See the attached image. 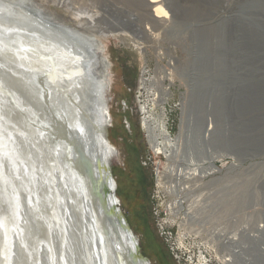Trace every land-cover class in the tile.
I'll list each match as a JSON object with an SVG mask.
<instances>
[{"label":"rangeland","instance_id":"374dc122","mask_svg":"<svg viewBox=\"0 0 264 264\" xmlns=\"http://www.w3.org/2000/svg\"><path fill=\"white\" fill-rule=\"evenodd\" d=\"M77 1L83 10L90 7L89 5H95L93 6L95 12L99 10L101 2V0H45L43 3L48 9L61 15L72 10ZM178 1L183 3L185 0ZM219 1L222 5L218 2L213 6V11H219L218 15L211 19L213 28L217 31V34L211 35L216 38L215 45L211 48L219 59L216 64H209L202 56L208 46L204 41L207 37L198 31L201 27L178 17L166 18L167 22L154 31L153 37L148 34L145 36L140 30L141 25H136L134 31L128 32H109L107 29L103 31L106 38L103 41L105 46L102 45L105 48L101 50V54L106 67L105 72L110 79L107 93L111 117L108 138L117 153L112 158L113 175L121 186L117 194L126 214L131 213L135 202L138 203L140 199L145 205L144 219L150 221L156 232L158 224L171 226L165 214L170 201L169 195L165 191L164 193L160 186L157 187L155 177L167 170L170 163L164 156L152 152L145 136L146 131L142 129L144 115L142 113L141 118L140 104L148 102L146 89L142 88V78L150 80L158 74L163 78L164 87L169 92L168 99L164 108L156 106L153 115L157 117L161 113L164 114L161 115L162 119L167 125L169 120L173 134L179 130L182 101L185 97L191 100L190 107L196 108H191L194 118L191 117L189 121L192 127H196L203 119L199 98L203 95L204 100H209L211 94L209 108L215 113L214 119L220 125V128L218 127L220 133L215 131V136H219L216 138L220 139L215 150L218 152L217 157L219 156L216 161L219 160L218 165L223 171L220 169L219 173L209 176H263L257 179L256 185L257 189L264 188V129L259 127L260 122L257 124L248 121L250 112L258 104L257 100L260 99L264 104V82H233L235 74L247 77L256 70L264 73V36H260L264 34V0ZM120 5L124 3L120 2ZM103 11L99 10L96 14H102L101 16L105 18L106 13ZM81 13L85 15L82 10ZM63 20L73 26L72 22L66 21L68 19ZM141 23L144 29L151 26L148 18H143ZM257 33L259 35L255 36ZM136 43L145 44V47L141 49ZM163 68H171V74L165 76L161 72ZM140 92L143 94L139 96ZM262 113L264 114V111ZM167 129L169 132V126ZM182 144L185 142L181 141L179 145L180 153ZM182 148L186 152L185 146ZM209 153L210 151L207 155ZM220 153L221 155H218ZM197 159H183L177 161V164L191 171L192 174L189 176H202L200 170L202 162ZM233 160L239 165L234 170L229 168ZM167 211L169 213V210ZM147 231L145 228V232ZM135 232L142 241L143 230L137 228ZM149 245L148 248H154L153 243ZM165 252L167 255L165 263L169 264L167 262L171 259L167 258L170 252L169 250ZM143 255L150 259L152 264H156L153 250H146Z\"/></svg>","mask_w":264,"mask_h":264},{"label":"bare ground","instance_id":"6f19581e","mask_svg":"<svg viewBox=\"0 0 264 264\" xmlns=\"http://www.w3.org/2000/svg\"><path fill=\"white\" fill-rule=\"evenodd\" d=\"M44 1L36 2V0H0V34L4 35V33L9 29L28 31L38 30L39 24L35 22L36 18L28 13L25 5L30 6L35 12L42 13L41 16L44 20L57 23L65 28L71 29L76 34H78L82 41L86 42V44L89 46V51L95 55L96 59H94V62L91 66V71L95 76H97L96 89H94L96 94L99 96L104 92V101L101 104H104V107L102 108L103 112L105 113L104 118L106 120L109 119V122L111 121V117L108 110L107 93L109 90L110 79L105 72L106 67L104 64L103 55L101 54V50L105 48L102 47V45L105 46L103 41H105L106 38V36L103 34V31L107 29L110 30L109 32H128L129 30L134 31L133 29L136 25H141L140 30L143 31L145 36L148 34V36L153 37L155 34L154 31L167 22L166 18L178 17L182 20H187L189 23H195L201 27L198 30L199 33L204 34V36L207 37V39L203 38L204 41L207 42L206 44L208 46L204 50L209 51L215 45L216 40V38L211 35L217 34L216 29L213 28V21L211 19L217 16L219 12L213 11V6L218 2L221 4L219 0H185L183 3L178 0H120L119 2L112 0H101L99 3V10H104L106 15L105 18H103L104 16L102 17V14H99L101 16L100 19L99 15L96 14L97 11L99 12V10H96V12L94 10L95 8L93 6L95 5H89L90 7L83 10L78 6L79 2L77 1L75 2V7L73 5L74 8H71L72 10L67 12L68 15L66 13L59 15L48 9V7L44 5ZM120 2L124 3V5H120ZM128 6L133 8H129ZM64 7L66 8V6ZM81 10L84 11L85 15L81 13ZM111 17L114 19H109ZM64 18L68 19L66 21L72 22L73 26L66 23L65 20H63ZM143 18H148L151 26H147L144 29L141 23ZM148 27L150 29H147L149 30L147 32L146 28ZM139 32L140 31H138V33ZM39 36L46 37L49 41H53L59 46L62 44V41L56 37L50 35L44 36V34H40ZM64 52L66 51H62V54L66 55L67 53ZM71 54H67L66 57L71 56L75 59H80L83 57L85 58L84 60H86V55L81 57L82 53H79L80 57H78V52L76 53V51L74 52L75 57ZM0 59V62H5V60H7V58L2 57H0ZM174 59L176 58L174 57ZM9 65L13 69L12 74L17 75L13 77L15 79H22L23 81L20 83H9L13 88L12 94L16 98H19L20 102L24 103L26 117L31 120L35 127V131L32 133V135H34L33 137L35 139L37 138L41 140V142H45L41 143L39 141V143H32V140L29 136V132H32V130H27V126H22V122L20 121L23 118L22 114L18 113V111L11 113L14 110L13 109L8 114L10 116L6 117H8L7 119L11 117L10 122L17 127L15 132L11 133L12 139H10L13 146L12 148H14L17 155L14 156V159L18 160L19 158L24 162V164H26V166H24L25 175L29 173L30 166L33 165V167H37V165H45L46 169L44 171L47 172L48 175L46 176L48 178L49 173L53 172L54 170L52 165L48 163L49 160H52L50 152L54 153V156L57 155L58 157L60 151H62L61 147L63 144L61 141H64V138H62L61 132L67 129L68 132L74 130L78 134L81 128L84 131V128H87L84 127L86 124V119H88L86 111V96L87 94L92 93L91 88L93 87L91 86L90 82L88 83L86 77H80L79 75L75 76V78H72L69 81H65L66 85H61L63 88L62 90L61 87L58 89L56 86L48 83V79H41L38 81V83L41 85L43 84V86H45V90L40 94V92L37 90V81L31 77V72L29 70L22 68L23 65L15 59H12V63L9 62ZM2 71L1 73L4 75L5 71ZM161 72L165 74V76H168L171 74L172 69L163 68ZM35 75L39 76V71H36V73H34L32 76ZM4 78L6 80L8 79L6 75ZM141 84L143 86L142 88L146 89L145 91L148 95V102L145 104H140L141 111L144 115V129L147 133L154 153L164 156L165 160L170 163L167 170L160 173V183H162L163 189L168 195L173 192L174 189L172 188V185L174 183L175 191L178 190V186L181 189L180 192L183 195H188L189 192L186 191V182H183V184L180 185L177 183L179 182V179H183L182 176H189L192 174V172L186 167L183 168L184 166L182 165L181 167L180 164H177V161L180 162V160L183 159L188 160L189 158L191 160L198 158L197 161L202 162V167L200 168L202 176L215 175L216 173L220 172L216 165V160L219 156L217 157L216 153L218 152L215 151L217 149L216 145H219L218 143L220 140L216 138L219 136H215V131L220 133L218 130L220 125L214 119L215 113L209 108L211 94L209 96V100H204L203 95H201L199 98L198 102L201 101L203 119L202 122H200V124L196 127H192L193 125L189 124L191 117L192 119L194 118V114L191 111V108L193 107H190V99L185 97V99L182 101V114L179 134L173 137L168 132V125L162 119L164 114L161 113L162 116L160 115L157 117H154L153 115L155 114L156 106H161L164 108L166 100L168 99L167 96L169 92L167 91V88L164 87L163 78L159 76V74L155 75L150 80L147 78H142ZM45 104H47V106ZM212 108H214V106ZM99 119L100 117L96 116L95 121L93 122L96 124L98 123ZM18 122L20 124H18ZM97 125H95V129L98 128ZM181 141L185 142V144H182L181 146H185L186 152L182 147H180V149H182V153L179 151V145L181 144ZM55 147L58 149L56 150ZM209 151L210 153L207 155ZM218 155H221V153ZM16 161L14 160V162ZM57 161L60 162V160ZM59 166L54 167L58 170ZM6 169L8 174L7 176L9 178L5 179L3 177L4 179L0 180V209L2 206H5L2 197H4V192H6L10 186L16 190H18V186L20 189H22V181L19 178L17 179L15 177L16 175H13V179L12 175H10L11 169L8 167ZM44 171L43 173H40L41 171L38 172L37 176H40L39 181L41 179V174L44 177ZM36 173L37 172H35V174ZM172 177L173 180L171 179ZM24 178H26V176H24ZM45 183L46 186H48L47 182ZM35 187V204L37 205V208H31L30 211L26 209V201L22 196L21 198H18L15 195V197L10 202L11 205H14L15 210L13 211L16 218L13 222L15 224L16 221L19 223V232L18 234L14 235L15 237L13 239L17 256L14 261L17 262L18 260L22 261L25 259V264H36L37 261H40V264H48V257L42 256L40 260H37L36 250L39 243L40 245H43L42 241H37L38 239L39 241L42 240V238H40L42 231L44 233L46 227H49V225H47L46 218L48 217L49 213L52 212L50 211L52 204L49 198V193L51 192L48 193L45 186L43 185V182L40 184L39 182L35 181ZM176 193L178 194V192ZM176 203L180 204V201H178V199L172 201L171 199L166 206L167 210L176 211V209H174ZM190 211L186 213L189 214ZM206 214L207 212L204 211L203 208H196L191 214H189L192 217V224L199 229L201 222L205 220ZM194 232L198 233L199 230L195 229ZM2 237V240L4 241V236L0 235V239ZM5 237L8 238L7 233ZM19 237L21 239L20 247L18 245ZM46 248L47 247H42V249ZM37 264H39V262Z\"/></svg>","mask_w":264,"mask_h":264},{"label":"water","instance_id":"95a60500","mask_svg":"<svg viewBox=\"0 0 264 264\" xmlns=\"http://www.w3.org/2000/svg\"><path fill=\"white\" fill-rule=\"evenodd\" d=\"M25 7L28 13L36 18L35 22L39 24L38 30L9 29L4 35L0 34V57L7 58L5 62H0V180L9 178L6 169L8 167L11 169L12 178L14 179L16 175L15 177L22 181V189L18 186L16 190L10 186L2 197L5 206L0 209V235L4 236V241L2 237L0 264L26 263L25 259L18 260L19 262L14 261L17 256L13 239L19 232V223L13 222L16 218L15 210L10 202L15 195L18 198L22 196L26 201V209L30 211L31 208H37L35 181L40 184L43 182L48 193L51 192L49 198L52 204L50 210L52 212L46 218L49 227H46L44 233L42 231L40 236L42 240H37L43 242V245L38 244L37 260L43 256L48 257V264H150L148 258L141 252L139 240L122 212L116 195L117 183L112 170V158L116 150L108 138L109 119L104 118L105 113L102 109L104 92L99 96L95 91L97 76L91 71V66L96 59L95 55L89 51V46L74 31L57 23L48 22L43 19L42 13L35 12L28 5ZM40 34L56 37L62 41V44L59 46L48 38L39 36ZM63 49L66 51L64 53H72L74 57L75 51L78 52V57H80L79 53H82L81 57L86 55V60L83 57L80 59L66 57L67 54H62ZM202 56L209 64L219 62L213 50L204 51ZM12 59L18 60L23 65L22 68L31 72V77L37 81V90L40 94L45 90V86L38 83L41 79H48V83L58 89L61 87L62 90L61 85H66L65 81L79 75L86 77L93 87L92 93L86 96L88 119L84 127L87 128H84L85 131L81 128L79 132L77 131L78 134L74 130L68 132L67 129L61 132L64 138V141H61L62 151L58 157L50 152L52 160L48 163L54 170L49 173L48 178L47 172L44 171L45 165H37L39 168L30 166L28 176L25 175L26 164L19 158L14 159L17 155L10 139H12L11 133L15 132L17 127L10 122L11 117L9 119L6 117L10 116L8 114L13 109L11 113L18 111L22 114L23 118L20 120L22 126L32 130L29 132L32 143H39L41 140L35 139L32 135L35 127L26 117L24 103L12 94L13 88L10 84L23 82L22 79L13 77L17 75L12 74L13 69L9 65ZM2 70L5 71L4 75L1 73ZM36 71H39L40 75L32 76ZM5 75L8 77L7 80L4 78ZM246 81L263 83L264 73L256 70L247 77L238 74L233 77L234 83ZM257 103L250 112L248 121L257 124L260 122L259 127L264 129L262 113L264 104L260 99ZM96 116L100 119L95 124L93 121ZM95 125L98 126V130L95 129ZM55 149L58 148L55 147ZM14 160L17 161L14 162ZM54 166H59V169H55ZM43 171L44 177L41 174L39 181L40 176L37 174ZM6 233L8 238L5 237ZM18 242L20 247V237ZM42 247H47V251ZM38 262L40 264V261Z\"/></svg>","mask_w":264,"mask_h":264},{"label":"built area","instance_id":"2783aa9c","mask_svg":"<svg viewBox=\"0 0 264 264\" xmlns=\"http://www.w3.org/2000/svg\"><path fill=\"white\" fill-rule=\"evenodd\" d=\"M136 46L142 49L145 44ZM140 114L142 118L141 110ZM167 123L169 132L176 136L179 130L173 134L169 120ZM145 136L154 153L146 132ZM235 161L229 168L239 166ZM155 177L157 187L164 192L160 177ZM262 177L182 176L177 184L186 182L188 195H183L178 186L175 191V183L172 185L169 200L178 199L180 204H175L176 211L165 210L171 226L158 224V232L177 264H264V188L257 189L256 185ZM196 208L207 212L199 229L189 215Z\"/></svg>","mask_w":264,"mask_h":264},{"label":"flooded vegetation","instance_id":"af4514ba","mask_svg":"<svg viewBox=\"0 0 264 264\" xmlns=\"http://www.w3.org/2000/svg\"><path fill=\"white\" fill-rule=\"evenodd\" d=\"M113 170V167H112ZM115 178V176H114ZM117 186H116V195L118 197V191L121 190V186L120 184H118L117 179L115 178ZM120 187V189H119ZM119 198V197H118ZM120 201V198H119ZM120 207H121V201H120ZM122 209V207H121ZM122 212L124 213L125 217L127 218V221L132 229V231L136 234L138 240H139V245H140V249L142 254L146 253V250H153L154 254L156 255V260L155 263L156 264H166L165 261V257L166 255V250L168 251V247L166 245V243L164 242V240L162 239V237L160 236L159 232L155 231V228H153L152 224L150 223V221L148 222L147 220L144 219V214H145V205H143L142 201L139 199V202H135V207L132 208L131 213L126 214L123 209ZM137 228H141V230H143V239L141 241V239L139 238V236L137 235V233L135 232V230ZM145 228L148 229L147 232H145ZM147 235V237H146ZM153 243V247L155 248H148V246H150L149 244ZM171 255V254H170ZM168 256V260H170V262H167L169 264H177L176 261L173 259L172 255ZM170 257V258H169ZM150 264L151 260L148 259Z\"/></svg>","mask_w":264,"mask_h":264}]
</instances>
